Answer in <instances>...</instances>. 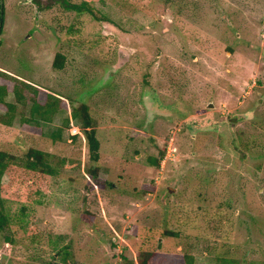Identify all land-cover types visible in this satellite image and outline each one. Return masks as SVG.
Wrapping results in <instances>:
<instances>
[{"label":"rangeland","instance_id":"1","mask_svg":"<svg viewBox=\"0 0 264 264\" xmlns=\"http://www.w3.org/2000/svg\"><path fill=\"white\" fill-rule=\"evenodd\" d=\"M90 5L108 20L3 1L0 71L36 93L22 106L6 83L16 108L12 125H0V151L34 148L59 173L33 195V228L9 224L10 244L0 231V264H47L55 245L68 246V264H135L142 242L150 264H264V0ZM46 92L65 101L35 122L31 103L44 104ZM79 103L95 122L97 164L77 122L63 125ZM233 137L247 147L232 151ZM95 166L103 181L90 190Z\"/></svg>","mask_w":264,"mask_h":264},{"label":"trees","instance_id":"2","mask_svg":"<svg viewBox=\"0 0 264 264\" xmlns=\"http://www.w3.org/2000/svg\"><path fill=\"white\" fill-rule=\"evenodd\" d=\"M3 1L4 0H1L0 2V33L3 26L5 13ZM30 1L36 7V10L39 13L50 11L54 7L60 8L64 14L75 13L77 15H82L86 13L97 21L108 20L104 16L102 17L93 11L90 3H92L94 0ZM64 61L65 58L63 55L56 54L52 62V68L57 71H62L65 65ZM150 77L151 73L148 71L144 73L142 78L144 85L147 87L151 86ZM0 79H2L4 82L0 84V106L6 108V112L4 114H0V125L4 127H10L14 119L16 105L6 102V83L10 82L13 84L12 93L14 95L15 101L22 106H27V104L30 103L27 96H25V92L28 93V89H31V87L20 77L6 72L0 71ZM31 90L34 94L36 93V90ZM53 96L54 95H51L49 92H46L44 104L36 103L33 100L31 103V116L33 117V121L48 122L50 120L51 114L53 115L56 109L58 110L62 102L65 101L63 99L61 100L59 96ZM67 104H69V102H67ZM70 110V114L64 119L63 125L65 128L69 129L72 121L77 122L75 123V128L79 130L78 134H82L86 141V147L89 151V161L97 164L99 160L100 143L96 136L97 132L95 128V122L89 114V108L87 105L79 103L77 106H71ZM77 136V134L71 136L70 139L75 140ZM51 137L52 139H58L59 134L54 133L51 135ZM236 140L238 139L234 137L233 139H230V144L233 147L232 151L234 149L236 152L239 151V146L241 144L244 147H247V145L243 144L245 140L240 139L238 142L239 145L236 146ZM164 153L165 150L163 149L159 152L157 159L149 161L151 166L158 168L161 160L164 158ZM48 158V154L34 148H29L22 156L19 157L4 151H0V231L6 232V235L4 236L6 244H10L11 238L14 236V234H11L12 232L10 233L8 226L9 224L15 223V225L18 227V230L22 229L25 231V229L33 228L31 224L35 222L33 220H28V217L32 215V213H30L28 210H30V207H32L33 204L38 203L36 200H34L33 195H39L42 191L41 187L50 183V181L59 173L56 168L51 166ZM243 158L244 154H241V159ZM86 174H88L90 179V190L95 189L97 181H103V178L98 177L99 173L97 166L88 168L86 170ZM3 177L7 178L6 183L1 182ZM93 182L95 184H93ZM13 205L17 206V209L14 212L15 214H13L11 210ZM164 235L175 236L176 234H172L165 230ZM138 238H141V241H144L146 236L143 234L142 237L138 236ZM143 243L144 242L139 244V249L142 250L138 253L134 261L135 264H150L152 258L154 257V252L143 249V247L145 248ZM109 245L110 249L115 250L116 246L113 242H110ZM156 245L159 246L157 241ZM52 249L55 251V254H57L58 257L56 258L55 254H52L51 258L53 261H50L47 264H68V246L58 249L57 245H55L52 247ZM231 262L232 261L222 258L219 259L217 264H231ZM187 264H192L191 260L188 259Z\"/></svg>","mask_w":264,"mask_h":264},{"label":"water","instance_id":"3","mask_svg":"<svg viewBox=\"0 0 264 264\" xmlns=\"http://www.w3.org/2000/svg\"><path fill=\"white\" fill-rule=\"evenodd\" d=\"M0 2H1V0H0Z\"/></svg>","mask_w":264,"mask_h":264}]
</instances>
